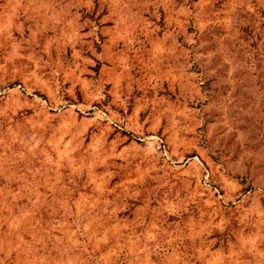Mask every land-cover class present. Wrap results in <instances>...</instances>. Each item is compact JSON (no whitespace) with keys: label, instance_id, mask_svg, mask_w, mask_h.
I'll list each match as a JSON object with an SVG mask.
<instances>
[{"label":"rangeland","instance_id":"rangeland-1","mask_svg":"<svg viewBox=\"0 0 264 264\" xmlns=\"http://www.w3.org/2000/svg\"><path fill=\"white\" fill-rule=\"evenodd\" d=\"M0 264H264V0H0Z\"/></svg>","mask_w":264,"mask_h":264}]
</instances>
